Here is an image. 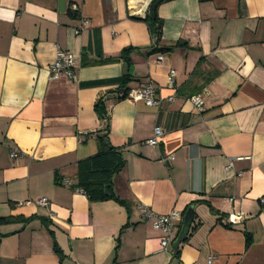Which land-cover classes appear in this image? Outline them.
<instances>
[{
    "label": "crops",
    "instance_id": "0c3cea01",
    "mask_svg": "<svg viewBox=\"0 0 264 264\" xmlns=\"http://www.w3.org/2000/svg\"><path fill=\"white\" fill-rule=\"evenodd\" d=\"M152 1L0 0V217L39 218L0 226V264H264V0L163 2L159 47L185 46L157 53ZM128 47L129 66L118 59ZM56 49L78 60L72 80L50 78ZM123 66L127 88L152 83L159 107L91 84ZM155 127L163 135L148 146ZM105 146L123 159L111 193L128 208L77 187L80 163ZM142 206L179 212L175 238L192 208L177 252L175 238L160 249Z\"/></svg>",
    "mask_w": 264,
    "mask_h": 264
},
{
    "label": "trees",
    "instance_id": "16d2710c",
    "mask_svg": "<svg viewBox=\"0 0 264 264\" xmlns=\"http://www.w3.org/2000/svg\"><path fill=\"white\" fill-rule=\"evenodd\" d=\"M169 0H162L158 3L160 5L163 2ZM200 1H209V0H200ZM158 0H153L148 8V12L144 18V22L148 27V31L151 39V49L150 53L157 52H169L179 47H184V42H176L175 44L168 47H159L161 31H162V20L158 18L156 12L153 13L152 7L156 4ZM157 5V7H158ZM134 48H124L119 56V60H122L127 66L130 65V54L134 51ZM117 59V60H118ZM113 61V60H112ZM130 82V78L127 75L123 76L120 79H110L103 80L99 82H93L92 85L98 84H115L118 86V91L121 94L120 99H126L129 89L127 85ZM94 112L99 120L107 122L109 115L107 109L104 105V100L100 99L94 104ZM106 136L102 137L101 140H105ZM123 159L119 151L111 148L110 146H105L102 151L98 152L93 157H90L80 163V173H79V182L77 184L78 189H80L88 198L93 202H100L112 199L116 201L119 205L128 208V205L125 202L117 200L111 193V179L112 177L120 171L123 167ZM106 191L110 196L106 194ZM262 205H264V196L262 198ZM39 219L37 216H31L29 218L21 217H0V226L9 225L13 223H22L24 225L30 223L31 221ZM44 225L48 226V222L41 219ZM197 226L192 227L191 232L195 231ZM250 244V238L246 237V248ZM56 245L54 244V247ZM56 254L62 258L61 253L55 247Z\"/></svg>",
    "mask_w": 264,
    "mask_h": 264
},
{
    "label": "built area",
    "instance_id": "2783aa9c",
    "mask_svg": "<svg viewBox=\"0 0 264 264\" xmlns=\"http://www.w3.org/2000/svg\"><path fill=\"white\" fill-rule=\"evenodd\" d=\"M56 56L54 62L49 66L48 72L50 78H59L64 76L65 78L72 80L74 78V70L78 63V60L62 50L56 49ZM175 71L170 70L167 76V82L170 87H174ZM132 101H142L148 107H159L163 100L156 96V89L152 83H147L141 87L130 89L127 98ZM167 102H172L173 98L166 99ZM189 101L198 109H201L202 100L199 96H192ZM163 132L159 127L153 129L151 138L144 143L148 146H156ZM19 156V152L13 151L10 153V158L15 159ZM231 168V165L229 166ZM35 205L45 207L48 205V201L45 198H39L35 201ZM143 218L148 221L152 228L161 233L162 238L160 240V249L166 250L168 245L174 240L176 236V220L180 217V213L177 211H171L168 214L159 215L149 210L146 207H141ZM242 218V213H236L230 216L228 221L232 224Z\"/></svg>",
    "mask_w": 264,
    "mask_h": 264
},
{
    "label": "water",
    "instance_id": "95a60500",
    "mask_svg": "<svg viewBox=\"0 0 264 264\" xmlns=\"http://www.w3.org/2000/svg\"><path fill=\"white\" fill-rule=\"evenodd\" d=\"M161 1L162 0H158V2L153 5V7H152L153 13L156 12L157 5ZM134 18L135 19H140L139 16H134ZM126 69H127V66H123L122 75L126 74ZM106 194L108 195L107 191H106ZM192 219H193V211H192V208H189L184 214L180 230H179V232L177 234V237L175 238L174 242L172 243V248H173L174 252H177L178 246L186 238V236H187V234L189 232V229H190V225L192 223Z\"/></svg>",
    "mask_w": 264,
    "mask_h": 264
}]
</instances>
